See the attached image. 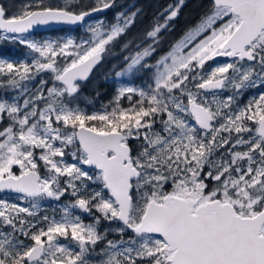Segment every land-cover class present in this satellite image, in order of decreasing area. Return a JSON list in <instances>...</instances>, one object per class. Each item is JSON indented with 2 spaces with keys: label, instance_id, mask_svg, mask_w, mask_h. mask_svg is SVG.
I'll list each match as a JSON object with an SVG mask.
<instances>
[{
  "label": "snow or ice",
  "instance_id": "snow-or-ice-1",
  "mask_svg": "<svg viewBox=\"0 0 264 264\" xmlns=\"http://www.w3.org/2000/svg\"><path fill=\"white\" fill-rule=\"evenodd\" d=\"M184 3L138 43L139 9L90 22L116 0L0 2V40L31 57L0 58V264H264V92L238 103L264 87V0H209L152 60ZM52 25L85 36L36 37ZM117 47L115 95L86 112L82 85Z\"/></svg>",
  "mask_w": 264,
  "mask_h": 264
},
{
  "label": "trees",
  "instance_id": "trees-1",
  "mask_svg": "<svg viewBox=\"0 0 264 264\" xmlns=\"http://www.w3.org/2000/svg\"><path fill=\"white\" fill-rule=\"evenodd\" d=\"M123 1H133L130 8L140 10L137 15V20L140 21L138 23L135 22L127 37H125V39L137 38L138 43L146 31L153 27L155 21L158 22L157 19H155L158 14L163 13L157 11L156 9H167L169 5L174 6L178 3V0H116V7L109 9L104 15V19L106 21L111 22L110 16H112L115 11L119 10L120 3ZM0 2L7 6L9 13H15L13 12V8L17 7L19 9L21 5L29 3V0H0ZM51 2L59 3L61 0H51ZM85 2L90 4L92 3V0H85ZM208 3L209 0H185L178 16L171 22L172 29L163 30L160 33L161 39L157 48V53L155 54L156 57L169 50V48L177 42L179 38H181L200 21ZM81 29L82 27H78L76 29L61 28L42 34H36V37L59 34L78 36L80 31L81 33L79 37L85 36V33H83ZM160 47L162 49L158 50ZM23 48V45H20L19 43H14L8 40H0V57H20L24 54ZM113 53L115 54V59L111 62V64L110 56H106L104 60L93 70L89 79L82 85L81 92L78 97V105L86 112L91 113L93 111L102 110V106L107 105L115 95L116 84L112 80V77L117 69L116 64L121 66L123 56L127 53H122L119 47L114 49ZM144 79L146 80L147 76H145ZM137 83H141V81H137ZM122 103L124 106H127L128 104L127 100H124Z\"/></svg>",
  "mask_w": 264,
  "mask_h": 264
},
{
  "label": "rangeland",
  "instance_id": "rangeland-1",
  "mask_svg": "<svg viewBox=\"0 0 264 264\" xmlns=\"http://www.w3.org/2000/svg\"><path fill=\"white\" fill-rule=\"evenodd\" d=\"M28 2V1H27ZM133 3V1H123V2H121L120 3V7H119V10H117V11H115L114 12V14L112 15V16H110V20H111V22L113 21V18H114V15H115V13L116 12H118V11H121V10H127V9H131L130 8V6H131V4ZM16 11H18V8L16 7V8H13V12H16ZM128 11V10H127ZM165 15V14H164ZM103 18H104V16H103ZM164 18V16L163 15H161V13H159L158 14V16L155 18V19H157V21L158 22H160V23H162V19ZM95 21V19H92L90 22H94ZM155 21V20H154ZM155 23H156V21H155ZM198 24V23H197ZM196 24V25H197ZM195 25V26H196ZM194 26V27H195ZM193 27V28H194ZM192 29V28H191ZM190 29V30H191ZM82 30V32L83 33H85V31H84V29L82 28L81 29ZM163 31V30H162ZM80 33H81V31H80ZM80 33H79V35H80ZM187 33V32H186ZM185 33V34H186ZM184 34V35H185ZM66 35H68V34H59V35H44L43 37H45V38H49V39H52V38H56V37H63V36H66ZM79 35L78 36H74V35H71V36H73L74 38H78L79 37ZM183 35V36H184ZM183 36L181 37V38H179V40L180 39H182L183 38ZM40 37V36H39ZM39 37H37V38H39ZM178 40V41H179ZM24 47V46H23ZM24 49V54L22 55V56H20V57H15V56H6V57H0V58H10V59H12V60H30V55H29V53H28V49L26 48V47H24L23 48ZM168 51H166V52H163L162 54H160L159 56H153L152 57V60H155V59H157V58H159L160 56H162V55H164V54H166ZM126 55V54H125ZM108 56H110V58H111V60H110V64H111V62L115 59V54L113 53L112 55H108ZM229 60H226V61H220V62H211L210 63V61L209 62H207V64H206V66H205V71H210V69L212 68V67H215L216 65H218V64H223V63H226V62H228ZM119 64H116V66H117V69L115 70V72L116 71H119L120 70V67H122L123 66V61H122V64H121V66H118ZM44 76H45V78H47V75L48 74H43ZM112 80L115 82V84H116V87H118L119 86V82H118V80H117V78L115 77V73H114V75H113V77H112ZM39 81V77L37 78V81L36 82H38ZM3 92V90H0V93H2ZM261 92H264V87H255V88H249V89H247V90H245L244 92H243V94H242V96L239 98V100H238V103L240 104V105H244V104H246L247 102H248V100L250 99V98H252V97H254V96H257L258 94H260ZM227 93H225V95H226ZM67 199V198H66ZM45 207L47 206V205H44ZM43 214V213H42ZM49 214H51V209H49ZM91 221V219H86L85 220V223H88V222H90ZM114 226V225H113ZM105 227H109V222H107V221H104V222H102V225H101V227H100V230L101 231H103L104 230V228ZM108 239H119V237L118 236H116L114 233H111V232H109V234H108V237H107ZM103 246V242L101 243V245H99L98 247H97V251H99V249H100V247H102ZM96 259H98V257L96 258Z\"/></svg>",
  "mask_w": 264,
  "mask_h": 264
},
{
  "label": "water",
  "instance_id": "water-1",
  "mask_svg": "<svg viewBox=\"0 0 264 264\" xmlns=\"http://www.w3.org/2000/svg\"><path fill=\"white\" fill-rule=\"evenodd\" d=\"M107 12V11H106ZM106 12L103 13H98L95 14L93 18L99 17L104 15ZM79 26H74V25H52V26H45L40 32L38 33H44V32H48V31H52V30H56V29H61V28H70V29H75L78 28ZM225 59H229L227 57H217L214 60H212V62H219V61H223ZM95 69V68H94ZM93 69V70H94ZM93 72V71H92ZM91 75V74H90Z\"/></svg>",
  "mask_w": 264,
  "mask_h": 264
},
{
  "label": "flooded vegetation",
  "instance_id": "flooded-vegetation-1",
  "mask_svg": "<svg viewBox=\"0 0 264 264\" xmlns=\"http://www.w3.org/2000/svg\"><path fill=\"white\" fill-rule=\"evenodd\" d=\"M128 11H135V9H127ZM146 10V9H145ZM157 11H160V12H163L165 15H167V13L165 12V9H156ZM153 19V18H152ZM136 20H137V17H136ZM163 20H164V18L162 19V23H163ZM140 20H137L136 21V23H138ZM172 21H169V26H168V29H166V30H169V29H172V23H171ZM153 23H154V21H153ZM154 25V24H153ZM144 27V26H143ZM162 48L160 47L158 50H161ZM169 50H170V48H169ZM169 50H167V51H169ZM157 53V52H156ZM226 60H230V58L229 59H225V60H223V61H226ZM220 62V61H219ZM210 63H211V61H210ZM86 219H91L90 217H87V216H85L84 217V220H86Z\"/></svg>",
  "mask_w": 264,
  "mask_h": 264
}]
</instances>
